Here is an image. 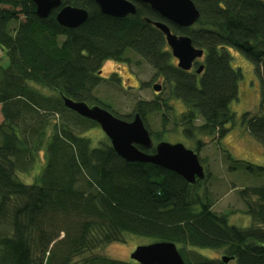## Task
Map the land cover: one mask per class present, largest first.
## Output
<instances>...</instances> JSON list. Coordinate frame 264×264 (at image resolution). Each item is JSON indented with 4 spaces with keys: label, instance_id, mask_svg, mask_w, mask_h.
I'll list each match as a JSON object with an SVG mask.
<instances>
[{
    "label": "trees",
    "instance_id": "obj_1",
    "mask_svg": "<svg viewBox=\"0 0 264 264\" xmlns=\"http://www.w3.org/2000/svg\"><path fill=\"white\" fill-rule=\"evenodd\" d=\"M192 1L200 19L181 28L136 1L137 14L119 19L102 14L94 0H62L89 13L82 26L68 29L56 20L58 10L41 19L32 0H0V48L7 62L0 57V264H139L96 254L123 243L126 234L174 243L185 264H264V187L240 193L252 225H232L228 214L213 210L207 190H199L210 177L206 169V179L190 185L174 172L126 162L110 141L93 147L81 132L98 124L63 106V98L85 102L126 121L139 113L147 128L148 115L172 111L168 101H140L134 114L122 117L94 98L103 64L130 62L134 54L171 85L172 98L183 101L180 125L188 139H222L236 120L230 107L243 80L227 51L232 47L252 62L262 82L260 113H244L241 124L264 146V0ZM159 21L190 37L204 51L203 63L179 69L153 25ZM149 131L159 143L161 133ZM203 147L198 140L194 152ZM41 152V174L33 184L23 183L18 174L33 172ZM247 166L264 176L263 166ZM206 248L230 261L198 252Z\"/></svg>",
    "mask_w": 264,
    "mask_h": 264
},
{
    "label": "rangeland",
    "instance_id": "obj_2",
    "mask_svg": "<svg viewBox=\"0 0 264 264\" xmlns=\"http://www.w3.org/2000/svg\"><path fill=\"white\" fill-rule=\"evenodd\" d=\"M17 25V22L12 23L11 28H15ZM227 51L232 57L233 67L242 71L243 80L239 85L240 98L235 100L230 107L232 112L236 113V120L229 126L228 133L222 139L204 135H198L194 140L188 139L180 125L181 116L185 111L183 101L172 98L171 85L157 76L156 70L145 60L143 61L134 54L129 56L130 62L121 63L108 60L103 64L101 70L105 80L100 82L94 90L93 96L101 103L110 106L114 113L122 117L134 114L135 107L140 101L158 104L168 101L172 111H162L147 116L149 130L153 133H161V141L171 144L182 143L193 151L196 150L197 141L200 140L204 147L199 155L204 162V168L210 173L209 179L199 186L200 192L204 194V191L207 190V195L214 205L213 210L219 214H228L230 224L248 228L253 221L248 214H244L246 203L240 193L247 187H264V176L254 175L247 169V164L264 167V146L257 142L247 128L241 124V116L247 112L260 113L263 87L252 62L232 47L227 48ZM0 57L4 63L6 54L1 48ZM198 62L203 63V59ZM175 64H177L176 59ZM155 85L162 86L161 92H155ZM42 92L49 94L48 90H42ZM2 120L0 109V123ZM201 123V120L198 121V124ZM74 132L79 133L78 130H74ZM81 133L82 136L90 139L93 147H99L109 142L99 125L88 127ZM228 155L232 157V160L228 158ZM44 159V152H41L33 172L18 174L20 181L28 185L33 184L42 172L45 165ZM238 161L241 163H237ZM242 162H245L246 165ZM235 166L236 170L230 169ZM156 242L157 240L154 238L126 234L123 243L110 244V246L97 251L96 254L121 262L134 263L132 254L139 246H148ZM198 252L210 259H220L224 256L221 251L207 248L199 249Z\"/></svg>",
    "mask_w": 264,
    "mask_h": 264
},
{
    "label": "water",
    "instance_id": "obj_3",
    "mask_svg": "<svg viewBox=\"0 0 264 264\" xmlns=\"http://www.w3.org/2000/svg\"><path fill=\"white\" fill-rule=\"evenodd\" d=\"M32 1L39 18L47 19L53 11L58 10L56 20L60 26L68 29L79 28L89 19L87 10L69 5L63 6L62 0ZM94 1L102 14L119 19L137 14L135 1L150 5L162 18L181 28L195 26L200 19V12L192 0ZM153 25L165 35L168 48L177 60L179 69L189 72L193 69L195 62L203 58L204 51L196 48L190 37L174 34L166 23L160 21L154 22ZM203 71L204 66L201 65L197 74ZM161 89L160 85L154 86L155 92L159 93ZM63 102V106L67 109L97 123L109 139L116 155L124 161L151 164L174 172L190 185L206 179L205 168L197 153L182 143L171 144L165 141L155 143L139 113L135 114L131 121H126L101 106H90L85 102L68 98H63ZM152 149H155V152L148 154ZM132 260L139 264H185V259L177 246L164 241L139 246L132 254ZM223 261L228 263L230 259L223 257Z\"/></svg>",
    "mask_w": 264,
    "mask_h": 264
},
{
    "label": "flooded vegetation",
    "instance_id": "obj_4",
    "mask_svg": "<svg viewBox=\"0 0 264 264\" xmlns=\"http://www.w3.org/2000/svg\"><path fill=\"white\" fill-rule=\"evenodd\" d=\"M198 61L195 62L194 66H193V69L192 70H195L196 69V65H197ZM99 75L102 77V70L100 71ZM102 79H104V77H102ZM105 80V79H104Z\"/></svg>",
    "mask_w": 264,
    "mask_h": 264
}]
</instances>
